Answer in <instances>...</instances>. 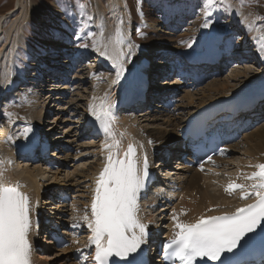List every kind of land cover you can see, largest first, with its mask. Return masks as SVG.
Masks as SVG:
<instances>
[{
    "label": "bare ground",
    "instance_id": "6f19581e",
    "mask_svg": "<svg viewBox=\"0 0 264 264\" xmlns=\"http://www.w3.org/2000/svg\"><path fill=\"white\" fill-rule=\"evenodd\" d=\"M98 14L100 13L101 16L99 17V24L100 27L98 28L100 31V37L101 44L98 51V56L103 61V67H113L115 69V72L117 73L118 69L116 65L114 64V60L117 58L118 52H122L124 55L119 57L121 61L123 62L125 71L122 73V75L118 78L117 75H115L114 79L111 77L109 83L105 86H98V91L93 97L91 101V105L95 106V108L98 110V104L101 102V100L105 97V108L108 107V105H111L110 110L115 115L119 112L117 111L120 103L123 104L125 101L126 91L123 89L124 83L121 84V79L127 80V73L130 69L134 68L135 63L142 62L145 58L143 55L141 56L143 51L138 50L137 48L133 50V52L130 51L129 47L131 48L132 43L130 42H136L135 41V31H134V20H129L130 17L129 8H128V0H95ZM19 6V9L22 7V17L16 19L11 23L10 27L7 30V38H4V32H5V24L7 22L6 16L0 17V92L2 89H6V86H8L10 83H14V79L12 80L10 77V73L12 68L15 66V55L17 52L18 44L23 41L24 39V28L23 25L24 21L27 19H30V11L26 7H28L27 3L23 2L22 0H19L17 3ZM96 8V7H95ZM179 10V12H177ZM124 12V13H123ZM222 17H226L223 15V12L219 11ZM241 12V11H240ZM215 13V11H214ZM99 14V15H100ZM124 14L123 20L120 17V15ZM175 15V17H171V24L170 28L172 30H181L180 27H185L184 30L188 27L189 24L192 23V17L193 13L190 10L181 11L178 7L174 6L172 8V16ZM239 18L242 19L245 16V12L242 11V14L239 13ZM122 22V23H121ZM216 23V21H213ZM164 25L169 24V21H166L163 23ZM126 25V27H124ZM180 26V27H179ZM258 26V25H256ZM117 29H120V31L123 34L124 43L121 45H118L116 43L118 37H117ZM230 30V28H229ZM260 34V37L257 40V48H260L259 51H255V53H261V49L264 48V31L261 28H258V32ZM130 35V37H129ZM182 36H187L186 33H184ZM218 36H222L219 32L217 34ZM130 38L128 41L127 38ZM137 37V36H136ZM204 42V41H202ZM232 42L230 39L228 41H225L224 46L225 50L228 51L230 47L232 46ZM205 46V43L200 45L199 50L203 49ZM133 47V46H132ZM180 49V46H179ZM138 55L135 57L134 60H131L132 56L130 55ZM132 50V48H131ZM247 50H250L248 47L240 48L241 52H246ZM239 51V50H238ZM252 51V50H251ZM103 53H107L106 55ZM262 54V53H261ZM232 55V54H231ZM264 55V54H263ZM52 58L55 63L60 62V50L58 53L55 51L52 52ZM48 58V56H46ZM46 58L43 56L41 60H45ZM137 59V60H136ZM181 59V58H180ZM80 61H83L82 59ZM65 63V62H63ZM57 65V64H55ZM163 69H165V66H163ZM173 69H171L172 71ZM234 70V69H233ZM232 77L230 80H237L241 77H251V72L248 68H244L243 70H239L238 68L234 70ZM23 76L25 74H22ZM99 78H95L94 80H97ZM198 77H195L193 79L187 80L186 82H182L185 86V88L181 89V94L178 99V103L174 105V108H168L163 106L162 109H155L152 110L151 116L154 117L155 122H160L165 126V128H151V129H145L144 133L147 132V136L144 138V133L139 134L137 133L138 129L134 125L133 120H128L125 117L123 118L122 122L126 124L125 129L128 131L131 139V145H133L136 153V158L139 162H141L142 157V151L145 153H149L150 150L154 151V148L152 147H160V149L163 147V145L171 144L178 142L183 139V132L186 127V121L187 118L184 119L186 115H190L195 113L201 106L208 103V101L216 100L217 95H206L204 94V89L208 83L209 90L213 91V88L220 83V78L215 77L214 74L207 77V79L204 82H198ZM4 81V84H3ZM107 81V79L103 80ZM168 81L167 78L162 80ZM169 84V82H167ZM224 87L226 88L227 85L230 83V81L224 80ZM264 83V74L262 73L257 77L256 80H254L251 84H248L246 87L247 89L243 90L244 88L237 90L235 92H222L218 95L220 97L218 98H228V97H236L238 94H245L249 91H255L257 95L261 96L264 95V87L261 85ZM100 84V83H99ZM104 84V83H102ZM167 84V88L169 87ZM204 86V87H203ZM245 87V88H246ZM10 88V86H8ZM227 89V88H226ZM120 91V96L117 97L116 101L112 99L113 96H115ZM218 91V89L216 90ZM227 91V90H225ZM16 92V91H15ZM199 92L202 93V97H197ZM111 93L113 94L111 97ZM169 96H171V99L176 100V95L171 93H168ZM212 95V96H211ZM216 96V97H215ZM135 96L132 95L131 99H134ZM212 98V99H211ZM140 99L136 101L134 104V107L140 106ZM51 104V103H50ZM54 104V103H53ZM159 106V105H158ZM157 106V107H158ZM58 107V106H57ZM195 109V110H193ZM88 111V110H87ZM127 112V111H126ZM146 112V111H145ZM253 113V112H252ZM252 113L247 116L248 118V124L246 129L242 130L241 136L238 139H231L225 143V151L222 152L218 157L212 159L210 161V164L212 165V168L209 169V171L212 173L211 169H215L216 167H229V165H233V162H231L234 159V155L232 154L239 150H244L246 156L241 158L239 162L236 164L237 168H241L242 170H246L247 168H250L253 165V159L254 158H260L264 160L263 154H264V122L258 124V119H254L252 116ZM39 110H34L32 119L34 122L31 121H24V122H16V119L11 121L10 126L15 124L11 132H8V134L5 133L3 136L4 139L0 140V146L4 149V155L7 158H11L15 160L14 151L18 148L20 142L23 140L24 130L26 128H30L31 131H29L27 134H31L32 129L38 127L39 124L42 123L40 117ZM146 115V114H145ZM88 116L94 119L95 117L91 115L90 111H88ZM136 118V117H135ZM85 123V121H84ZM83 125V123H82ZM8 127V128H9ZM232 129L230 130L231 135H233L239 131V128H242V126H231ZM55 129L52 127L48 130V133H52ZM84 130V129H83ZM234 130V131H233ZM9 131V130H8ZM20 132V133H19ZM19 133V134H17ZM90 132L86 130L84 134L89 135ZM59 145H56V147L53 150V155L57 154V159H64L67 162H64V165L66 167L67 163V171H64V180H60L59 176L62 175L60 171H55L52 173V171L48 170V167L44 168L40 163H33L32 166H26V164L30 163L28 160H23V163H19L18 161H15V167L13 169L8 170V174L10 177H18L19 179V186L20 191L26 194L30 201V211H31V204L34 207V209L37 208V199L40 197L41 192L43 189L51 186V185H59L58 187H64L68 186L70 189L72 188V183H70V180H74L80 178L82 179V183H85L84 186H80L77 188L76 192L80 193L76 196L81 199L80 205L72 202L71 204H65L62 203L61 207H65L62 209V212H59V216L62 215L64 219L61 222V225L64 228H68L69 230L72 229L74 226H79L83 222L86 223L87 221L84 219V216L87 215V204L84 203L85 198H87V192L91 191V189H88L89 186L94 185L95 178H96V172L100 168V166L103 165L104 159L101 157L104 153H108L111 151L112 153L116 154V148L114 147H103L104 141L99 144H92V146L89 149H77L75 147L76 142L74 139H70L67 136L62 134L59 136ZM152 137L154 139V143L156 146H150L147 145L148 139ZM121 140V146H120V152L119 156L122 157L126 153L128 149V143L127 140L120 136ZM15 145V146H14ZM137 145V147H135ZM174 150V148H173ZM57 151V152H56ZM240 152V151H239ZM241 153V152H240ZM246 157H248L250 160H246ZM235 165V166H236ZM215 166V167H213ZM216 168V169H217ZM174 170V169H171ZM184 171L179 172V179H180V185L182 186V194L181 197V203L178 205L175 209V212L177 215H173L172 219L173 222L170 223V231L173 233H176V223H184V222H191L194 221L200 214H202L205 210H207L210 206H214L216 204H221L224 206V210H227L226 205L231 204L232 197L231 195H234V193L229 192L225 188H223L221 191L218 190H212V184L206 182V175L208 173L201 172L199 170H196L194 168H188L185 167L183 169ZM63 172V170H61ZM218 171V169H217ZM177 172V171H176ZM203 179L205 180L203 183ZM232 177L229 179L231 180ZM79 180V181H80ZM91 181V183H89ZM87 183V184H86ZM225 189V190H224ZM60 191L68 193L67 190L69 189H59ZM158 192L162 193L161 190ZM169 199V198H167ZM166 202H171L168 201ZM146 203L149 206H153V201H150L148 198L145 199ZM237 200V197L236 199ZM234 200V201H235ZM138 201H142L140 199V193L138 196ZM75 203V204H74ZM159 203H161L159 201ZM226 204V205H225ZM164 211V210H163ZM188 211V212H187ZM68 216V218H65V216ZM89 214V212H88ZM138 218L142 223H145L147 221H151L152 225L156 226V222L152 219V214L149 213V217H147L145 214H142L139 210L137 212ZM88 216V215H87ZM175 217H177L175 219ZM31 221L32 217L30 215ZM184 221H182V220ZM87 224V223H86ZM74 235V234H73ZM74 237V236H73ZM29 240L32 245V251L34 250L35 244H36V238H35V232L33 229H31L29 234ZM85 244V240L81 238L73 239L71 240V243L68 247L62 249L59 253L65 255L64 262L62 264H91L89 262V258L87 257V252L89 251L88 247L80 246L81 242ZM46 251L43 252H34V260L36 264H47L51 259L54 257L53 254L56 253V250L53 247H46ZM152 250V249H151ZM46 252V253H45ZM58 254V253H57ZM45 256V257H44ZM59 257V256H58ZM49 259V260H48Z\"/></svg>",
    "mask_w": 264,
    "mask_h": 264
},
{
    "label": "rangeland",
    "instance_id": "374dc122",
    "mask_svg": "<svg viewBox=\"0 0 264 264\" xmlns=\"http://www.w3.org/2000/svg\"><path fill=\"white\" fill-rule=\"evenodd\" d=\"M22 1L25 2V4L27 3L28 7H26V8L29 9V11L31 13L30 19L28 20V23H27V25H25V28H24L25 29V36H27L26 40L28 42H30L36 50L47 52V50H52L53 48H57L59 46L65 45V46L74 47V49H72V50H79L80 48H83V50L86 52L96 51V48H97L96 37H97V34H99V36H100V33H98V31H99L98 28L100 27L99 17L101 16V14L99 13L100 14L99 15L98 11H96L97 6L95 3L96 2L95 0H59V4H58V0H22ZM200 1H202V0H129L133 11L134 10L137 11L138 8H141L147 17V22H143L141 20V15H139V14L135 15V16L139 15L138 24H137L138 28H139V33H138L139 39L140 40H147L148 43H150L152 46H165L169 43L170 45H168V46H170L172 49V46L177 45L178 41L183 42L184 39L186 38L187 41L183 44L184 45L183 48L186 49V48L193 46L197 42V25L196 24L197 23H203V22H205V19H206L204 12L201 8L202 2H200ZM18 2H19V0H0V17L3 15V16H6V18H7V22L5 24V32H4V36H3L4 38H7V30L10 27L11 23L16 19V17H18V18L22 17L23 9H22V7L19 9L20 6L17 4ZM198 2H200V4ZM228 3L231 4V8H228L227 10H225V5L223 3V0H217V6L213 9V11H215L216 9H219V8L223 9V15L226 16V19H222V21H221L222 25L225 26L226 23L228 22L229 25L231 24L230 26L234 27V29H237L234 32V37H236L237 44H239L240 46L250 45V42L252 39V34L248 33V31L251 28L253 29L254 27H256V25H258L257 21H260V23L264 27V0H228ZM174 4H178L179 6L174 5ZM198 5L200 7H198ZM236 5L241 10L246 12L245 16L247 14V17L250 16V17H254L256 19H254V20L249 19V18L244 19L240 23V26L235 24L234 22L238 18V15H236L237 10L235 9ZM172 6L173 7L176 6L179 9L182 8V10L190 9V10L195 11V10L200 9V12L195 17H194L193 11H191L193 13L192 19L194 18L195 21L197 20V23L196 22L194 23V19H193L192 23L190 25H188L189 30L187 29L188 28L187 27L185 30L184 29L182 30L183 32L182 31H174V30L171 31V29H172V28H170L171 17H173V18L175 17V15L172 16V8H173ZM177 12H179V10H177ZM91 15H96V18L93 20ZM119 18H121L123 20L124 14L120 15ZM166 18H170V21L167 20V21H169V24L164 25L163 23H165L166 21L165 22H162V21H164ZM128 19L133 20V16L130 15V17ZM25 21H27V19ZM137 25H136V23H134V26H135L134 31H135L136 36H137V32H138ZM124 27H126V25H124ZM184 33H186L187 36H185V37L182 36ZM219 33H220V30H219ZM243 33H244V35H243ZM129 37H130V35H129ZM100 38L102 39V36ZM178 38H179V40H176ZM202 41H203V39H202ZM174 42H176V43H174ZM202 43L204 44L205 42H202ZM22 44L23 43L20 42V44H18V45L20 46ZM84 45H87V47H84ZM130 45H131L132 50L130 47H129V49L131 52H133V50L136 48L132 47V44H130ZM256 45H257V42L255 45H253L252 48H256L257 47ZM179 46L181 49L182 43H180L178 46H176L177 48L176 47H173V48L180 50ZM23 47L24 48H21V49H24L25 52H22L18 56V59L16 61L17 65L19 64L20 66L24 67L27 72H29V71L35 72V71H39V69H42L41 67H43V65L38 62L37 56H35L32 53V47L27 46V45H23ZM99 47H98V49H99ZM244 47H248V46H244ZM244 47H242V48H244ZM52 52H54V51H52ZM55 52L58 53L59 51L55 50ZM128 52H129V50H128ZM131 52H129V53H131ZM154 52L155 51H153V53ZM175 54L177 55L178 53H175ZM231 54L233 55V53H230L229 56ZM19 57H20V60H19ZM52 57L53 56L51 55L50 58L53 60ZM237 57H238V55H237ZM60 59H61V56H60ZM155 60H162V58L160 56H158L155 58ZM163 66H165V64ZM83 68H85V66H83ZM237 68L239 70H243L244 68H248L249 71L251 72V74H250L251 77L246 76V77H241L237 80L236 79L230 80L232 75H234L233 74L235 72L234 70H236ZM225 69H223L222 74L220 76H218L220 78V83L213 88V91L209 90L208 83L204 84V86L206 85V87L204 89V94H206V95H209V94L214 95L215 94V95H217V98H218V97H220V95H218V94H220L222 92H225L227 94V92H235L237 90H240L241 88L246 87L248 83L253 82L254 80L257 79V77L259 75L262 74L261 73L262 70L256 69L254 67V65H251V64L247 65V63L245 64V62H240V61L237 62V66L235 68H233L234 69L233 71H231L232 68H228V69L225 68ZM60 72H62V70ZM59 74L62 75L61 73H59ZM77 75H79V76H77ZM85 76H86V71L82 74H80V72L77 71L76 73L70 74V76H68L67 78L64 77L65 78L64 80H66L64 83H61L62 79L59 78L60 81L54 82L56 80L55 79L50 83L51 85H48L50 87H47V86H44V84L49 83V81H48L49 75L47 73H45V77L43 78L42 82L40 81L41 84L38 87V90H39L38 92H40L39 98H40V96L44 97V95H46V94L48 96H51L52 94H54V95H57L58 97H60V99L57 98L58 100L56 99V101L52 100V99H48L47 102H45L42 100V102L44 103L43 106H45L46 108L49 107L50 110H52V115L54 116L53 118H50V120H48L46 122V127H49L48 129H50L52 127V125H53V129H55L51 136L53 138H56V136L58 137V135L60 136L62 133V134L67 136V139L69 137L70 139H74V141H77L75 147L77 149L81 148V150L82 149H89L95 145L93 140L87 139L88 135H86L82 132V129H83L82 127L80 130L81 122L79 120V117L83 113V108H84V105L86 103L85 99L87 98V91L90 88L89 81L88 82L87 81L82 82V80L84 79V78L82 79V77H85ZM96 78H99L98 79L100 81L99 82L100 85H98L99 87L103 85L102 83H104V86L107 85V83H109V81L111 79L110 76H107L106 78L99 76ZM94 79H95V77H94ZM105 79H107V81L103 82V80H105ZM162 80H164V79H162ZM224 80L230 81V83L226 87L227 89L224 87V83H223ZM157 81H158V79H157ZM172 81H176V79L174 78ZM105 82H106V84H105ZM161 85H165V83L160 84V86ZM174 85H175L174 82H170V84L168 86L174 87ZM98 86H97L96 92L98 91V88H99ZM22 87H24V86H22ZM28 88H30V87H28ZM17 89H18V87H14L13 90H17ZM52 89H56V91L54 93H52L50 91ZM217 89H218V91H216ZM225 90H227V91H225ZM169 93H171V92H169ZM202 93L203 92H199L197 97L201 98ZM25 94L26 95L21 100H19V101L16 100V101L11 103V106L6 107L8 114L13 115L15 112H17V114H18V112L22 111V113L24 114L23 117L25 118V117H27L26 112H29V110H31V112H33L34 110H38V109H36L38 106L34 109H33V107H29L30 102L32 100V97H31L32 95L30 93H25ZM94 96H95V94H94ZM92 99H91V101H92ZM38 104L40 105V100H39ZM49 104H50V106H49ZM32 106H35V105L32 103ZM55 106H56V109L54 110L53 108H55ZM156 106L157 105H154L153 107L147 106L146 108H142L139 111H137L138 115L136 113V116H135L136 118L134 121H137L139 119L140 124L142 123L144 129L165 128V126L163 124H161L160 122L159 123L155 122L154 117L151 116V113H149V112H152L151 110H154V107H156ZM155 109H159V107H156ZM145 110H146V112H145ZM193 110H195V109H193ZM32 115H33V113H32ZM187 116L188 115L184 116L185 117L184 119H186ZM122 117L124 118L125 116H122ZM14 119H16V122H19V121L24 122L22 119H20V117L13 118V120ZM1 122L4 125V126H2V131H3L7 127L5 124L8 122V120L6 119V117H4V118H2ZM9 126H10V124L8 125V127ZM14 126H15V124L13 126H11V129H10V127L7 128L5 133L8 134V132H11ZM5 133H4V135H5ZM19 133H17V134H19ZM4 135H2L1 140L4 139V137H3ZM56 139H59V137ZM92 144H94V145H92ZM147 145H148V143H147ZM239 151L234 152L238 155H235L234 159L231 162H234V161L239 162V160L241 158L246 156L244 150L241 149ZM234 153H232V154H234ZM60 160L67 162L64 159H60ZM246 160L248 161L250 159H248V157H246ZM238 162H236L235 165ZM33 163H37V162H33ZM33 163L30 162V163L26 164V166H32ZM38 163H40L42 165V167H43V165L45 166V164L42 162L38 161ZM23 164H25V162ZM67 165H68V163H67ZM231 167H232V165H230L227 168H225V167H221V168H224V169L229 168V170H224L223 173H227V172L230 173ZM235 167H237V165ZM221 168H219V169H221ZM219 169H218V171L216 170L215 172L208 173L209 175H207L206 178L204 177V179H206V182L208 180V182L212 184L211 189L216 190V191H218V190L221 191L224 188V187L222 188V183H221V179L223 176L217 177L218 175H221V174H219V171H220ZM55 171L57 172V170H55ZM52 173H54V171H52ZM61 174L62 175L59 176V179L64 180V176H63L64 172H61ZM204 179L202 181L203 183H205ZM79 180H80V178H78V180L77 179L70 180L71 181L70 183H72V191H70V192L72 193L71 194L72 197H74V194L76 193L75 199L72 202H75V203L80 205L81 199L79 197L76 198V196L80 193L76 192V190H77L76 188H78L80 186V184H82L81 186H84L85 183H82V179L80 181ZM59 189L71 190L68 186H67V188L60 187ZM87 193H89V192H87ZM180 194H182V193L180 192ZM172 196H175V194H173ZM234 196L237 197L235 194L231 195L230 197L233 198ZM167 198L170 199L171 197H169V195H167ZM172 199H174V198H172ZM174 204H177V199H175L173 201L172 207ZM146 216L149 217V214ZM62 219H64V218H62ZM62 219H61V221H63ZM152 219L154 220V218H152ZM42 238H44V235ZM73 239H75V238L73 237ZM60 251L56 250V253H54L52 256L54 258L51 259L47 264H62L64 262L65 255L60 254L59 253Z\"/></svg>",
    "mask_w": 264,
    "mask_h": 264
},
{
    "label": "snow or ice",
    "instance_id": "6c2138e0",
    "mask_svg": "<svg viewBox=\"0 0 264 264\" xmlns=\"http://www.w3.org/2000/svg\"><path fill=\"white\" fill-rule=\"evenodd\" d=\"M223 3L225 10L231 8L228 0H223ZM216 6L217 0H202L201 8L206 17L203 27H209L208 19ZM117 37L116 43L123 44L120 29H117ZM261 53L264 54V48ZM123 55L118 52L113 61L118 69V78L125 71L119 58ZM110 108L111 105L107 108L101 106L97 110L95 106H89L96 120L109 122L106 128L109 132L113 119ZM29 131L31 129L26 128L24 135ZM118 145L119 141H115L109 148ZM256 167L259 171L248 178L257 183L252 185L253 191L241 197L254 195L256 202L238 208L232 215L201 218L192 224L176 223L179 231L165 246L166 259L173 260L174 264H194L197 258H206L205 264L208 261L239 264L234 260L238 250L246 248L255 239L258 229L264 236V164ZM148 169L147 156H144L142 163L139 162L131 144L123 158L109 151L96 179L91 202L92 218L88 220V216H84L92 232L88 247L94 250L93 264H111L115 257H119L122 264H134L135 254L147 236L146 225L139 220L137 212L138 196L148 178ZM229 188L242 189L243 185L230 184ZM19 189V184L7 185L3 171H0V264H32L30 201Z\"/></svg>",
    "mask_w": 264,
    "mask_h": 264
}]
</instances>
